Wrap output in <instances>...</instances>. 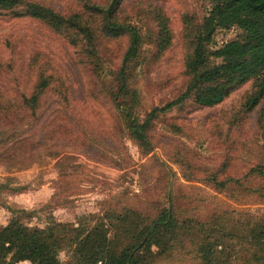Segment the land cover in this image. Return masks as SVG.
I'll return each mask as SVG.
<instances>
[{
	"label": "rangeland",
	"instance_id": "obj_1",
	"mask_svg": "<svg viewBox=\"0 0 264 264\" xmlns=\"http://www.w3.org/2000/svg\"><path fill=\"white\" fill-rule=\"evenodd\" d=\"M33 1L49 4L64 14H83L86 4L109 3ZM213 3L214 0L123 3L118 21L137 28L141 35L143 63L138 68L135 87L141 95L139 114L143 119L186 91L189 77L185 65ZM47 29L34 20L0 18V51L6 47L4 41H12L13 45L5 49L7 60L11 59L21 47L14 35L22 33L29 45L34 42L27 49L29 54L41 48L45 58L62 57L65 90L73 87L66 85L79 79L78 93L84 94L90 88L97 99L92 110L78 103L76 117L90 114L94 118L88 127L83 125L84 129L74 123L82 146L67 147L60 158L43 151L34 160L23 161L24 165H0V229L11 221L10 209L28 211L31 215H23L24 223L41 229L53 220L76 227L86 221L94 224L108 212L120 214L128 209L142 216H155L159 209L167 207L180 220L201 223L219 218L240 226L250 222L251 216L264 215L263 78L236 87L224 103L214 108H202L189 100L172 111L160 113L150 133L155 150L145 157L129 138L111 96L115 88L113 74L121 66L129 38L98 41L105 68L99 77L90 72L80 47H71L63 36ZM241 33L237 28L218 30L211 49H220ZM164 38L165 45L161 42ZM29 73L28 68L19 67L11 76L20 75L23 87L28 83L30 88L31 81L26 82L31 78ZM73 74L77 77H71ZM64 95L62 92V112L69 114L70 102H66ZM256 96H260L259 104L250 110L248 103ZM54 99L53 94L47 95L41 113L54 107ZM213 179L226 182L225 189H218ZM191 237L192 241L183 240L169 254L157 256L156 264H200L196 253L199 237ZM241 255L234 260L236 264H255L250 261L251 253ZM60 258L67 262V253Z\"/></svg>",
	"mask_w": 264,
	"mask_h": 264
},
{
	"label": "trees",
	"instance_id": "obj_2",
	"mask_svg": "<svg viewBox=\"0 0 264 264\" xmlns=\"http://www.w3.org/2000/svg\"><path fill=\"white\" fill-rule=\"evenodd\" d=\"M125 1L109 0L107 6L86 4L83 14H64L38 1L0 0V18L34 20L51 33L63 36L71 47H80L90 72L99 77L105 68L98 41L128 37L129 46L121 66L113 74L115 88L111 96L129 138L143 156L155 150L150 133L160 113L172 111L189 100L202 108H214L224 103L236 87L264 79V0H214L185 65L189 77L186 91L143 119L139 114L141 95L135 87L137 71L143 63L141 35L137 28L118 21ZM232 28L242 32L239 38L213 51L216 32ZM14 40L21 47L11 59L7 60L5 49L13 45L12 41H4L6 47L0 51V165L8 167L24 165L23 161L34 160L43 151L58 159L67 147L82 146L74 123L84 129L94 117H76V105L92 110L97 102L90 88L86 87L84 94L78 93L79 79H67L72 82L66 86L73 87L65 90L62 57L45 58L41 48L29 54L27 49L34 42L29 45L22 33L15 34ZM165 40L161 41L164 45ZM19 67L29 69L31 78L26 82L31 81L30 88L28 83L23 87L20 75L11 76ZM82 84L86 86V82ZM62 92L66 93V102H70L69 114L62 112ZM49 93L55 97L54 107L41 113ZM259 101L260 96L251 99L249 109ZM212 182L218 189L226 187V182L218 179ZM9 212L11 221L0 229V264H156L157 256L169 254L183 240L192 241L191 236L199 237L196 253L200 264H236L234 260L244 252L251 253L250 261L264 264V215L251 216L250 222L240 226L219 218L201 223L180 220L167 207L159 209L155 216H142L128 209L120 214L108 212L94 224L86 221L76 227L53 220L41 229L24 223L23 215H31L28 211ZM92 218L93 222L95 217ZM62 253H67V262L61 260Z\"/></svg>",
	"mask_w": 264,
	"mask_h": 264
},
{
	"label": "crops",
	"instance_id": "obj_3",
	"mask_svg": "<svg viewBox=\"0 0 264 264\" xmlns=\"http://www.w3.org/2000/svg\"><path fill=\"white\" fill-rule=\"evenodd\" d=\"M20 264H30L29 262H22V263H20Z\"/></svg>",
	"mask_w": 264,
	"mask_h": 264
}]
</instances>
